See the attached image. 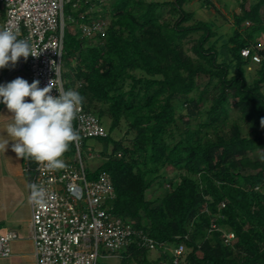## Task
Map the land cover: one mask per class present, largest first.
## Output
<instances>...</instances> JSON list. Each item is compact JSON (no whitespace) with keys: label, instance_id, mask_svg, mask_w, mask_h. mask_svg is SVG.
<instances>
[{"label":"trees","instance_id":"16d2710c","mask_svg":"<svg viewBox=\"0 0 264 264\" xmlns=\"http://www.w3.org/2000/svg\"><path fill=\"white\" fill-rule=\"evenodd\" d=\"M191 1L66 6V87L79 91L84 109L102 123L111 119L107 137L99 139L113 149L103 152L105 161L89 176H111L116 196L108 206L114 215L158 242L186 246L175 263L162 250L151 261L150 250L135 242L121 250L119 264H264V0L249 8L242 0L230 34L215 18L194 20L185 8ZM200 1L220 13L213 0ZM100 19L107 20L105 33L83 37L80 26ZM194 35L192 56L185 46ZM247 48L250 57L242 54ZM178 100L185 114H179ZM231 101L253 127L252 136L231 121ZM123 121L134 135L128 141L113 137ZM74 150L73 142L64 156ZM255 151L261 152L252 156ZM168 169L177 177L169 178ZM155 186L164 193L148 198ZM212 220L236 234L234 244L219 231L210 233Z\"/></svg>","mask_w":264,"mask_h":264},{"label":"built area","instance_id":"2783aa9c","mask_svg":"<svg viewBox=\"0 0 264 264\" xmlns=\"http://www.w3.org/2000/svg\"><path fill=\"white\" fill-rule=\"evenodd\" d=\"M83 1L94 0H0L6 11L1 29L11 28L40 52L37 57L30 56L25 65L31 80H39L41 88L54 80L55 87L67 89L64 78L65 8L72 4L77 9ZM102 20L83 23L80 26L82 36L90 38L104 34ZM242 54L250 57L251 50L244 49ZM253 60L260 62L261 57L255 55ZM55 87L51 92L54 96L59 95ZM73 124L79 140L74 142L73 156H63L66 167L48 169L38 163L30 166L28 161L24 167L28 185L35 182L48 192L43 206L31 202V237L38 264H110L120 257L121 250L135 242L150 251L170 252L178 263L186 251L185 244L173 248L158 242L143 229L114 215L108 206L116 196L111 176L100 173L96 178H89V167L83 155L84 140L107 137L108 131L101 120L82 106ZM221 207H225V203ZM209 231L221 232L222 240L228 245L236 241V234L220 227L215 220ZM19 237L13 230L0 233V258L12 255V244Z\"/></svg>","mask_w":264,"mask_h":264},{"label":"clouds","instance_id":"9594fccd","mask_svg":"<svg viewBox=\"0 0 264 264\" xmlns=\"http://www.w3.org/2000/svg\"><path fill=\"white\" fill-rule=\"evenodd\" d=\"M39 54L11 28L0 29V70L15 67L21 57L27 61ZM53 81L42 88L39 80L29 83L22 77L0 84V104L12 117L5 131L11 139H5L3 144L8 146L12 141V151L18 157L30 158L48 169H62L66 167L64 154L79 140L73 122L84 96L75 89L57 88ZM54 87L59 95L51 94ZM29 188L31 202L43 206L47 189L35 182H30Z\"/></svg>","mask_w":264,"mask_h":264},{"label":"rangeland","instance_id":"374dc122","mask_svg":"<svg viewBox=\"0 0 264 264\" xmlns=\"http://www.w3.org/2000/svg\"><path fill=\"white\" fill-rule=\"evenodd\" d=\"M158 1H171V0H158ZM257 0H249L246 3L247 8H249L251 6V4L253 2H256ZM215 6L217 7V9H219L220 13H218L216 11L215 8H207L200 0H192L190 3H188L185 8L190 11L195 13V19L194 20H209V19H217V22L219 25L222 26V32L224 34H230L231 33V28L234 24V15L236 13H240L241 12V3L242 0H213ZM105 4V2H104ZM103 6V5H102ZM102 6H98L96 8V11H100L102 9ZM3 4L0 3V23L2 24L4 21V18L2 16L3 13ZM263 15H264V10H263ZM166 17L167 18H171V13L169 11V7L166 10ZM177 17V16H176ZM2 18V19H1ZM65 20H66V25H68V19H67V15H66V10H65ZM194 20L192 22H194ZM104 22V24L106 25L107 20L103 19L102 20ZM190 22V23H192ZM189 23V24H190ZM249 26V23L246 24V27ZM1 29V27H0ZM198 38V35H194L192 36L187 42H186V49L189 50V54L194 56V53L191 51V47L194 45L195 40ZM16 67H19L18 62L16 64ZM256 68V65H252L251 67H249V72L250 73H254V70ZM8 70V73L10 71V66L3 69V73L5 71ZM7 75V74H6ZM22 77L26 80L30 79L29 78V73L27 71V69H22L20 71L17 72L16 77ZM14 78V79H15ZM206 83V80L202 82V86H204ZM235 101H231V105L229 106V111H230V119L232 122L236 121L238 123H240L241 128H242V133L244 136H252L253 135V127L248 123L243 121V119L241 118V115L239 113V111L237 110L236 106H235ZM183 104L184 101L183 100H178L177 101V105H178V112L179 114L181 113H186L185 110H183ZM208 106L204 107L202 106L201 109L202 110H206ZM207 117V114L204 113L202 116V120H205ZM198 121L193 120V124L194 126L197 124ZM103 126L105 127V129L108 131L109 130V126L111 124V119L109 117L104 118L103 120ZM4 125V123H3ZM179 126L181 128H184V121L180 120L179 122ZM5 127H1L0 128V188L5 187V191L7 193V198L6 200H8L7 203V207L11 210L10 208V202H11V198H15L13 199V201H15L13 203L16 204L17 206V215L18 218H23L22 223H19L22 227H18V224H11L8 223V229H18L19 232L21 233V235L28 233L29 230V221L31 219V201H30V196L28 195V191L26 190L25 185L23 186H19L17 181L15 178L12 177V179H10V175L11 172L12 173H24V167L26 165V161L27 158H22V157H18L16 155L15 152L12 151V144L11 145H4L3 144V140L5 139L4 136V131L3 130ZM127 123L125 121L122 122L120 128L115 131L113 133V137H115L116 139H126V141L130 140L131 138L134 137L133 134L128 135L127 134ZM3 137V138H2ZM113 149V146L111 144H109L106 141H103L101 139H86L84 140V145H83V155L84 158L86 159L87 162V166L89 167V170H96L101 164H103V162L105 161V157H103V152L107 151V152H111ZM261 151H255L253 153H251L252 156H257ZM92 154V157H90V155ZM20 158H22L20 160ZM167 174L169 178H173V177H177V172H174L170 169L167 170ZM26 174L24 173V177L27 178V176H25ZM90 178V177H89ZM91 179V178H90ZM25 188V189H24ZM3 190V189H2ZM3 192V191H2ZM1 192V195H2ZM12 193V194H11ZM164 193L163 189H159L158 186H155L154 188H152L149 192H148V198L150 197H155V196H160ZM2 198V197H1ZM3 199V198H2ZM1 199V210H0V215L4 216L2 208L5 207L4 205V199ZM3 204V205H2ZM8 214H10V211L8 212ZM0 233L4 234L6 233V229L5 228H0ZM22 237V236H21ZM159 257V251L156 250H152L149 253V259L151 261L156 260ZM10 259L9 258H0V264H11L10 263ZM114 264H119L120 263V258H116L112 261ZM14 264H19L18 262H15Z\"/></svg>","mask_w":264,"mask_h":264},{"label":"crops","instance_id":"0c3cea01","mask_svg":"<svg viewBox=\"0 0 264 264\" xmlns=\"http://www.w3.org/2000/svg\"><path fill=\"white\" fill-rule=\"evenodd\" d=\"M3 11H4V15H5V13H6L5 8L3 9ZM22 64H23V57H21L19 59V61H18L19 67H16V66L15 67H12L10 65V71L12 69H16V72L13 74V76L10 78V80L8 82L14 80V78L16 77V74H17L18 71L26 68L25 66L23 67ZM6 74H8V70L5 71L4 73H3V69L0 70V83H1L2 79L6 76ZM29 78L30 79H28V81H29V83H31L32 80H31L30 75H29ZM26 99H30V98H26ZM11 120H12L11 114L9 113L8 109L6 108V106L3 105V104H0V128L1 127H5L3 130H6V126H7V124H9L11 122ZM3 123H4V125H3ZM6 135L7 134L4 131L5 139H11L10 137H7ZM12 143L13 142L10 141L9 142V145H11ZM0 147H1V144H0ZM21 159L22 158H20V160ZM10 176H11L10 179H12V177L15 178L16 180L18 179L17 183H18L19 186L25 185L26 190L29 193L28 178L24 177V173L21 174V173H16V172L15 173H12L11 172V175ZM1 192H2V195H1ZM7 197L8 196H7V193L5 191V187L0 188V201L2 199L4 201V205H5V207L2 208V211L4 210L3 211L4 216L0 215V228L1 227L2 228H5L6 231L7 230H11V229H8V226H7L8 223H11V224H16L17 223L18 224V227H22L19 223H22V220H23L22 217L21 218H18V216H16L17 215L16 214L17 213V206H16V204L13 205V203L15 202V201H13V199H15V198L14 197L11 198V202H10V204H11L10 205V208H11V210H10L7 207V203H8V200H6V199H8ZM0 206H1V202H0ZM0 210H1V208H0ZM9 211H10V214H8ZM31 213H32V206H31ZM31 220H32V215H31V219L29 221V230H28V233L21 235L22 237L20 236L21 233L19 232L18 229H13V231H16L19 234L20 237H19V239L17 241H15L12 244V255L10 257H8L11 260L10 261L11 264H14L15 262H18L19 264H38L37 255H36V249H35V244H34V241L32 240V237H31Z\"/></svg>","mask_w":264,"mask_h":264},{"label":"water","instance_id":"95a60500","mask_svg":"<svg viewBox=\"0 0 264 264\" xmlns=\"http://www.w3.org/2000/svg\"><path fill=\"white\" fill-rule=\"evenodd\" d=\"M25 63H26V61L24 60V58H23V64H22V66L24 67L25 66ZM16 72V69H12L3 79H2V81H1V83L0 84H6L9 80H10V78L13 76V74Z\"/></svg>","mask_w":264,"mask_h":264}]
</instances>
